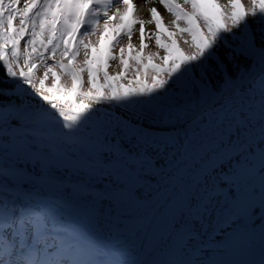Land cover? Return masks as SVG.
<instances>
[{
	"label": "snow or ice",
	"instance_id": "1",
	"mask_svg": "<svg viewBox=\"0 0 264 264\" xmlns=\"http://www.w3.org/2000/svg\"><path fill=\"white\" fill-rule=\"evenodd\" d=\"M0 264H264V0H0Z\"/></svg>",
	"mask_w": 264,
	"mask_h": 264
},
{
	"label": "bare ground",
	"instance_id": "2",
	"mask_svg": "<svg viewBox=\"0 0 264 264\" xmlns=\"http://www.w3.org/2000/svg\"><path fill=\"white\" fill-rule=\"evenodd\" d=\"M222 1H226V0H222ZM144 0H134V3H136L138 6H141L143 4ZM154 6H156L158 8V10L161 11V13L163 14L164 16V20H163V24L166 25L168 19H170V14H167L161 5H159L158 3H156ZM141 15L147 17L148 13L146 11H142L141 12ZM134 41H135V38H134Z\"/></svg>",
	"mask_w": 264,
	"mask_h": 264
},
{
	"label": "rangeland",
	"instance_id": "3",
	"mask_svg": "<svg viewBox=\"0 0 264 264\" xmlns=\"http://www.w3.org/2000/svg\"><path fill=\"white\" fill-rule=\"evenodd\" d=\"M222 2H226V1H222ZM242 2L247 4V0H242Z\"/></svg>",
	"mask_w": 264,
	"mask_h": 264
}]
</instances>
